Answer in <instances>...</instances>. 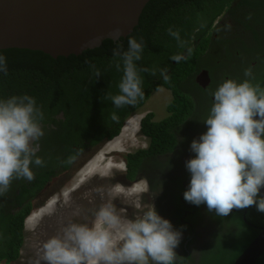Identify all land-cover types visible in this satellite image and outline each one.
Segmentation results:
<instances>
[{"label": "trees", "instance_id": "1", "mask_svg": "<svg viewBox=\"0 0 264 264\" xmlns=\"http://www.w3.org/2000/svg\"><path fill=\"white\" fill-rule=\"evenodd\" d=\"M224 12L237 28L229 27L230 32L225 34L221 31L216 33V40L224 50L221 56L219 54L217 68L219 85L228 79L237 82L249 79L244 72L251 68L253 83L264 87V0H148L136 25L120 42L103 39L98 46L85 49L80 54L56 56L54 59L37 50L0 49V55L6 57L7 63V74L0 72V99L13 95L32 96L44 112L41 123L53 121L56 124V130H51L45 138L44 148L37 152L45 166L33 165L35 178L31 182L14 180L10 190L0 196L1 263L7 264L19 258L24 219L33 208L32 202L44 188V183L59 172L82 164L102 144L116 137L125 118L159 87L167 89L171 96L165 106L166 116L153 120V113L147 112L140 119L138 132L146 136L147 146L133 152L118 153L124 170L115 174L116 179L131 180L144 159L151 160L157 154L166 153L177 143L175 130L185 122H191L186 117L195 114L192 94L200 89L192 76L200 55L211 40L209 28ZM169 28L179 30L181 39L192 48L187 60L171 63L170 57L175 52H187L186 48L178 47L177 41L169 35ZM129 38L143 41L142 58L136 62L138 69H155L156 75L142 71L144 99L135 106L118 109L106 97L119 94L123 65L121 62V68L117 70L115 64L119 57H114L113 52L118 46L121 52L126 51ZM91 65L99 69V78ZM164 68L168 70L170 83H165L160 77V69ZM58 111L63 119L54 121L51 116ZM113 113L118 117L115 121L111 118ZM87 147L89 152L83 151ZM70 156L75 160L68 164L66 160ZM221 221L232 229L225 232L215 251L209 254L208 264H231L264 225V213L250 207L235 210ZM255 263L264 264V251Z\"/></svg>", "mask_w": 264, "mask_h": 264}, {"label": "clouds", "instance_id": "2", "mask_svg": "<svg viewBox=\"0 0 264 264\" xmlns=\"http://www.w3.org/2000/svg\"><path fill=\"white\" fill-rule=\"evenodd\" d=\"M168 32L178 47L186 48L187 52L174 54L170 59L176 63L187 60L192 48L181 39L179 30L169 28ZM120 34V28L111 33L114 38ZM143 49L142 40L129 38L126 51L121 52L118 46L113 52L114 57H119L117 70L121 62L123 65L119 94L106 97L115 108L135 106L144 99L142 71L156 75L155 69H138L136 62L141 60ZM91 67L99 78V69ZM0 72L7 74L3 55H0ZM244 75L249 79L225 80L211 93L214 102L203 121L207 131L191 142L190 150L195 157L186 161L191 179L184 199L197 206L206 204L207 210L219 217L250 207L264 213V196L260 195L264 188V87L253 83L251 68ZM160 77L170 83L166 68L160 69ZM111 118L118 119L115 113ZM43 120L44 112L32 96L0 99V196L10 190L14 180L31 182L35 178L33 165L45 166V161L37 155L39 141L44 136ZM74 160L70 156L66 163ZM123 169L111 172L110 180L124 185L115 176ZM181 239L182 230L174 229L154 206L142 216L129 219L109 202L95 213L92 226L68 223L60 234L43 242L36 264H175L178 256L175 249Z\"/></svg>", "mask_w": 264, "mask_h": 264}, {"label": "flooded vegetation", "instance_id": "3", "mask_svg": "<svg viewBox=\"0 0 264 264\" xmlns=\"http://www.w3.org/2000/svg\"><path fill=\"white\" fill-rule=\"evenodd\" d=\"M223 22L225 24H223ZM225 25L237 28L236 24H234L224 12L215 18L209 28V32L212 33L210 35L211 40L208 47L200 55L198 65L192 76V80L200 89L197 92L193 91L192 94L193 112H195V114L193 117H190V115L186 117V119L191 122H185L180 126V129L175 130L177 143L166 153L157 154L151 160L144 159L131 180L124 178L120 181L126 186L134 183H143L141 191L135 195L140 211H136L133 208L125 210L124 208V215L126 218H138L142 216L146 210L154 206L157 213L161 217L169 220L174 229L182 230L181 242L175 249L178 255L175 264H208L209 262L207 263L206 260H209V254L211 255L215 251L214 248L219 245L220 240L225 237V232L232 229L229 224L222 223L221 219L225 217H219L214 212H209L206 204L197 206L184 199V192L188 189L191 179V174L186 168V161L195 157V153L190 150V145L194 139L198 140L199 137L205 133V128L207 126L203 121L208 117L210 108L214 102V97L211 93L219 86V80L217 81V68L219 66L220 57L216 56L215 53L218 52L221 56L224 50L222 44L216 40V33L219 31L224 32L223 29L228 28L225 27ZM177 53H184L186 55L185 51L182 50L174 54ZM200 61L202 63H200ZM173 62L172 60L171 63ZM250 65L253 66L254 63L251 62ZM202 71L206 72L204 73L205 75L201 74L202 79L208 78V81L203 87L198 85L195 81L197 75ZM207 107L209 109H207ZM51 117L54 121H61L63 119L60 111L54 113ZM54 123L53 121L41 123L44 136L39 141V150L44 148V144L46 143L45 138L50 131L56 130V124ZM89 150L88 147L83 149V151L86 152H89ZM149 161L152 162L150 163ZM122 167L124 168V164H122ZM123 170L121 173H123ZM94 172L96 173L93 175H97V169H95ZM112 174L105 176L106 181L103 179L106 184L112 182L110 180ZM49 181L44 183V187ZM87 182L88 184L90 183L92 187L97 186L91 183V181ZM82 188L83 187H81V189ZM131 210L134 213L131 212ZM234 211L235 210H233V212ZM93 212L89 214V226H92L94 221ZM85 219L86 217L84 216V220ZM226 220L230 221L229 218ZM78 223H81V221H78Z\"/></svg>", "mask_w": 264, "mask_h": 264}, {"label": "rangeland", "instance_id": "4", "mask_svg": "<svg viewBox=\"0 0 264 264\" xmlns=\"http://www.w3.org/2000/svg\"><path fill=\"white\" fill-rule=\"evenodd\" d=\"M223 31L224 34L230 32L229 27ZM219 54L215 53L216 56ZM170 99V93L165 88L159 87L153 91L140 107L125 118L124 126L116 138L102 144L74 169L59 172L38 192L32 202L33 208L24 219L23 242L19 250V258L7 264H36L43 242L60 234L62 228L68 223L81 221L89 225V214L95 210L94 224L95 213L105 203H113L124 217V208L140 211L135 195L141 191L139 189L143 187V183L127 186L116 182L106 184L105 176L121 169L122 161L118 153L134 151L146 146L147 138L138 132L140 119L147 112L153 113V120L163 118L166 115L165 106ZM125 121L126 124H124ZM95 169L98 175H92L96 173ZM99 172L105 175L99 176ZM87 181L97 186L92 187ZM0 264L3 263L0 262Z\"/></svg>", "mask_w": 264, "mask_h": 264}, {"label": "water", "instance_id": "5", "mask_svg": "<svg viewBox=\"0 0 264 264\" xmlns=\"http://www.w3.org/2000/svg\"><path fill=\"white\" fill-rule=\"evenodd\" d=\"M147 1L0 0V49L37 50L54 59L80 54L98 46L103 39L120 42L136 25ZM116 28L121 29L118 38L111 35ZM204 73L195 78L202 87L208 81L202 79ZM260 195L264 196V188ZM263 251L264 225L231 264H256Z\"/></svg>", "mask_w": 264, "mask_h": 264}, {"label": "bare ground", "instance_id": "6", "mask_svg": "<svg viewBox=\"0 0 264 264\" xmlns=\"http://www.w3.org/2000/svg\"><path fill=\"white\" fill-rule=\"evenodd\" d=\"M124 124H126V121L124 122ZM123 126H124V125H123ZM123 126H122V127H123ZM121 129H122V128H121ZM118 135H119V134H118ZM118 135H117V136H118ZM117 136H116V137H117ZM116 137H114V138H116ZM114 138H113V139H114Z\"/></svg>", "mask_w": 264, "mask_h": 264}]
</instances>
